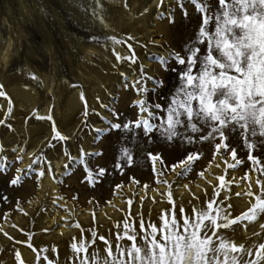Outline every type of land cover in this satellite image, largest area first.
<instances>
[{"label": "rangeland", "instance_id": "1", "mask_svg": "<svg viewBox=\"0 0 264 264\" xmlns=\"http://www.w3.org/2000/svg\"><path fill=\"white\" fill-rule=\"evenodd\" d=\"M196 2L204 0H0V85L6 93L0 96V264H12L13 260L18 264H59L57 258L68 247L77 258L75 264H105V259L100 261L94 253L101 235L111 250L110 260L112 256L127 260L124 250L143 239L129 240L128 236L151 233L150 225H155L158 238L159 233L164 234L160 217L170 221L173 215L179 216L181 204L189 210V202L218 217L221 227L208 233L217 242L223 238L251 250L239 254L241 264L264 262L255 254L264 243V227H258L264 212L256 213L259 222L254 225L244 215L258 197L264 199L262 184L257 183L264 182V136L259 124L250 120L244 129L231 122L235 131L227 142L236 151L232 156L230 151L220 152L209 142H201L187 126L186 112L180 106L185 92L179 90L194 89L186 79L181 80L186 66L169 54L181 52L185 44L198 47V57L208 51L209 37L196 39L205 16L197 10ZM208 2L212 5L209 12L219 8L218 0ZM207 30L214 36V20ZM111 37L127 43H115ZM213 54L220 55L215 50ZM199 73L197 59L192 75L198 77ZM157 79L163 83L156 84ZM14 88H32L36 101L25 106L15 98ZM71 101L80 107L65 114ZM145 101L142 111L141 102ZM156 104L160 108H155ZM169 105L180 113L182 121L171 141L165 131ZM191 106L198 108L199 100L193 99ZM142 119L154 125L147 134L143 123H136ZM113 123L121 127L112 128ZM56 132L67 139H58ZM30 146L36 148L25 163L24 154ZM56 150L65 158L63 171L52 163L51 154ZM192 152L197 159L183 171L179 161ZM148 153H160L164 166ZM249 156H255L256 162ZM43 166L57 182L56 198L46 219L57 215L66 219L55 220L47 229L37 225L46 206L29 212L41 189ZM101 168L105 169L103 176ZM220 176L225 179L221 181ZM14 179L16 184L11 183ZM236 184L241 187L234 193H240L234 195L238 207L224 193L228 185ZM128 189L134 193L129 195ZM196 190L201 191L200 196ZM143 191L138 212L134 210L138 206L135 196ZM213 191L217 195L213 196ZM179 195L189 196L183 200ZM146 203L150 207L145 208ZM100 215L104 224H99ZM24 216L26 222L22 223ZM236 216L242 219L236 221ZM85 217L92 220L85 221ZM185 218L187 211L179 216L178 224ZM61 226L70 234L64 236L62 231L59 238L50 239ZM178 230L183 232L182 226ZM126 240L129 245L123 248L121 243ZM21 248L34 258L25 261Z\"/></svg>", "mask_w": 264, "mask_h": 264}, {"label": "snow or ice", "instance_id": "2", "mask_svg": "<svg viewBox=\"0 0 264 264\" xmlns=\"http://www.w3.org/2000/svg\"><path fill=\"white\" fill-rule=\"evenodd\" d=\"M218 5L217 10L209 12L212 5L208 0H204L203 3L196 2L197 10L205 12L196 39L209 37L207 54L198 57L199 48L185 44L181 52L173 51L169 55L174 57L176 63L186 66L185 70L180 73L181 80L186 79V84L193 86L194 89L181 88L179 90L185 92V101L180 106L186 112L187 126L193 133L198 134L201 142L207 141L212 144L214 150L230 151L232 156H236L235 149L231 148L227 142L231 132L235 131L230 127L231 122L240 124L246 129L248 122L254 121L259 124L260 135L264 136V0H231V3L227 0H218ZM212 20L215 21L214 36L210 35L207 30V25ZM111 39L115 43H127V41H118L115 37ZM130 39L135 38L130 37ZM213 39L215 40L214 46ZM128 46L132 47L131 44ZM214 50L220 55L214 56ZM117 59H123V57L117 55ZM197 59L200 61L198 77L192 75ZM161 61L167 63L164 57H161ZM196 80L199 81L198 84H194ZM155 83L162 84L163 81L157 79ZM2 87L0 85V96H5L6 93ZM214 96L217 97L215 101ZM81 99H84L83 94H81ZM193 99L199 100L198 108L191 106ZM144 103L146 101L141 102L142 111ZM154 107L158 109L160 105L156 104ZM168 113L165 131L171 141L178 135L176 125L181 124L182 121L179 118L180 113L171 105L168 107ZM149 115L152 114L149 113ZM85 117L87 118V112H85ZM0 123L3 122L0 121ZM136 123H143L145 134L152 131L154 127L149 124L148 119L137 120ZM111 127L119 128L121 125L113 123ZM123 127L127 128L128 124L125 123ZM56 136L61 140L67 139L59 132H56ZM148 156L153 161L159 160L161 167L164 166L160 153L155 155L148 153ZM196 159V153L192 152L185 159H181L179 164L183 166V171H187ZM248 159L254 163L257 160L255 156H249ZM129 163H131V158H129ZM116 166L120 167L119 164ZM99 171L103 176L105 169L101 168ZM154 171L158 170L154 168ZM183 171L179 174L183 175ZM219 179L223 181L225 178L220 176ZM11 183L16 184L17 181L14 179ZM209 183L212 182L209 181ZM257 183L262 184L260 191L264 192V182L257 180ZM212 195H217V193L213 191ZM221 195L224 194L221 193ZM236 195L239 196L240 193ZM172 199L170 193L169 200ZM186 211L187 218L178 224L179 216L185 215ZM258 211L264 212V199L259 197L257 203H254L244 215L251 220ZM194 212L196 213L195 219H193ZM179 216L173 215L170 221L165 216L160 217L164 222L162 238H157L155 225H150L153 228L151 233H137L135 236L128 237L129 240H135L137 236H142L143 239L140 244L133 243L131 247L124 250L127 260L112 256L111 264H241L239 254L244 251L251 252V250H246L243 244L230 243L223 238L217 242L212 235H208L221 227L218 217L210 216L206 210L193 207L191 202H189V210H186L183 204L180 205ZM224 218L228 219L227 216ZM240 219L242 216L235 217L236 221ZM181 226L183 232L178 230ZM227 226V224L224 225V227ZM140 227H144L143 222ZM99 239L105 241L103 235ZM75 247L76 245H73V248ZM261 250H264V243H261L256 250L257 260L264 258V252ZM16 255L18 257L19 253ZM109 255H111V250H109ZM221 256L223 259L220 258ZM105 264H109L107 259ZM243 264H257V261H243Z\"/></svg>", "mask_w": 264, "mask_h": 264}, {"label": "bare ground", "instance_id": "3", "mask_svg": "<svg viewBox=\"0 0 264 264\" xmlns=\"http://www.w3.org/2000/svg\"><path fill=\"white\" fill-rule=\"evenodd\" d=\"M155 2V1H154ZM81 7H82V5H81ZM153 8H154V5H153ZM149 9H151V7L149 8ZM148 30V29H147ZM8 46H10V43H9V45ZM7 57V51L4 53V55H3V58L5 59ZM99 69V68H98ZM101 72V71H100ZM104 72V71H103ZM102 74V73H101ZM106 76V75H105ZM107 82V81H106ZM19 87V86H18ZM17 87V88H18ZM21 87V86H20ZM25 87V86H24ZM23 87V88H24ZM15 90H16V88H14ZM13 89V90H14ZM36 91V90H35ZM13 92V91H12ZM15 92V98L18 100V101H23V102H25L27 105H25V106H30V105H32V102H34V101H36V100H34L35 98H36V94H35V92H34V90L32 89V88H28V89H22V88H20V89H18V90H16V91H14ZM14 95V94H13ZM78 95V94H77ZM77 97V96H76ZM78 98V97H77ZM76 99V98H75ZM74 100V99H73ZM68 102H69V100H68ZM72 102V101H71ZM77 102V101H76ZM75 101L74 102H72L71 104H70V106L68 107L67 106V108H68V110L66 111V113L65 114H70V113H72L71 111H74V110H78V107H80L79 106V104L78 103H76ZM80 102V101H79ZM95 102V101H94ZM2 105H4V104H2ZM68 105H69V103H68ZM3 107H5V105L3 106ZM73 114V113H72ZM71 116V115H70ZM24 131V130H23ZM91 138V137H90ZM88 139V142L86 143V145H88L87 146V148L89 147V144H90V140L91 139ZM35 144V143H34ZM33 144V145H34ZM38 144V143H37ZM37 146V145H36ZM36 146L35 147H33V146H30V147H28L27 149H26V153L24 154V161H25V163H28L30 160H31V154H32V152H34L35 151V148H36ZM90 148V147H89ZM20 149H22V148H20ZM56 151H58V152H56V153H52L51 154V158H52V163H53V165H54V167L56 168V169H58L59 171H63L65 168H66V166H67V164H66V162H65V158L63 157V155H62V153H60L59 152V150H56ZM221 159V158H220ZM37 166H39V164H37ZM42 169H43V173H42V178H41V189H40V191L38 192V195H37V198L35 199V201H34V203L31 205L32 207L34 206V208L32 209V210H30L29 212H31V214L32 213H34V211L38 208H40L41 206H46L45 207V211H41V213H40V215H39V218H38V223H37V225H38V227L39 228H41V229H47L48 227H50L53 223H54V221L55 220H57V221H59V222H63V221H66V219H65V217L63 216V215H60V216H56L55 218H53V219H46L47 217H48V215H47V213H48V211L51 209V207H52V203H53V201H54V198H56V195H55V193L57 192V182H56V180H54V178L51 176V174H50V172H49V170L47 169V168H45L44 166L42 167ZM58 171V172H59ZM208 177V176H207ZM254 180V179H253ZM253 183H254V181H253ZM216 185V184H215ZM131 187H133V185L131 186ZM255 188V187H254ZM129 190V189H128ZM238 190H241V187L239 186V187H237V184H236V186H234V185H228L227 186V188L225 189V195L228 197V200L230 199L232 202H234L235 204L238 202V201H236V199H235V192L236 191H238ZM132 193H134L133 192V190L132 189H130L129 191H128V194L130 195V194H132ZM143 193H144V191L143 192H141V194H140V196L138 197L137 195L135 196L136 197V200L138 201V206L136 205L135 206V208H134V210H138V212H139V204L141 205L142 204V200H141V198H142V195H143ZM195 193H197V194H199V196H200V193H201V191L200 190H196V192ZM186 194V193H185ZM139 195V194H138ZM177 195H178V193H177ZM176 195V196H177ZM205 195V194H204ZM235 195V196H234ZM189 196V195H188ZM188 196H182V195H179V198L181 197L183 200L184 199H187L188 198ZM197 196V195H196ZM199 200V199H198ZM208 201V200H207ZM210 201V200H209ZM252 201V200H251ZM117 202L118 203H120V200L119 199H117ZM240 202V201H239ZM147 204V203H146ZM143 205V206H145V208H148V206H149V204H147V205ZM151 204V203H150ZM203 204H205V203H203ZM125 207H127L128 206V203H124L123 204ZM237 205V204H236ZM239 205V204H238ZM238 205H237V207H238ZM247 205V204H246ZM245 205V206H246ZM249 205V204H248ZM150 207V206H149ZM219 207V206H218ZM36 208V209H35ZM186 208V207H185ZM245 208V207H244ZM37 209V210H38ZM42 209V208H41ZM40 209V210H41ZM150 209V208H149ZM241 209V208H240ZM109 211H111V209L109 210ZM144 211V210H143ZM113 214H114V212H113ZM196 214V213H195ZM81 218H82V220H83V216L81 215L80 216ZM86 219H85V221H90V220H92V217L91 218H87V217H85ZM26 217L24 216V218L22 219V223H24V222H26ZM68 221V223H69V220H67ZM250 222H251V224H253L254 225V223H257V222H259V218H258V215L256 214L254 217H253V219H251V220H249ZM105 223V219H104V217H102V215H100V218H99V224H104ZM258 224V223H257ZM260 224V225H259ZM258 224V227H260V226H262V225H264V221L263 222H260ZM256 225V224H255ZM258 227H256V228H258ZM249 228V227H248ZM65 229H66V226H61L58 230H55V232L51 235V237H49L50 239L51 238H59L60 237V233L63 231V233L65 234H63L64 236H66V235H69L70 233H66L65 232ZM244 232L245 231H247L246 229H245V226H244ZM250 230H252L253 228L251 227V225H250V228H249ZM68 232V231H67ZM72 232H74V231H72ZM248 232V231H247ZM62 235V236H63ZM162 234L161 233H159V237L158 238H162ZM44 237V236H43ZM129 237V236H128ZM40 239H42V238H40ZM63 239V238H62ZM113 240H110V242H111V244L113 245V243L114 242H112ZM127 241V242H126ZM126 241H123L122 243H121V245L123 246V248L125 247V245H129L128 243V240H126ZM119 242V241H118ZM239 242H240V240H239ZM40 243H43V240H40ZM46 243V242H45ZM45 243H44V245H45ZM125 243H127V244H125ZM136 244H139V242H137ZM107 245H108V243L106 242H103V241H99V240H97V243H96V246H95V249L94 250H96V251H94V253H96V255H97V257L99 258V260L101 261V260H103V259H107L108 261H109V264H111V260L109 259V250L107 249ZM114 245H115V243H114ZM116 246V245H115ZM114 246V247H115ZM113 247V248H114ZM69 248V247H68ZM68 248H67V250L65 249V251L62 253L61 252V254L59 255V257L57 258V260H58V263L59 264H75V262H76V259L77 258H75L74 256H73V254L68 250ZM128 248V247H127ZM115 249H116V247H115ZM21 250V253H22V257H23V259L25 260V261H31L33 258H34V255L32 254V253H30V252H28L26 249H24V248H21L20 249ZM92 258H93V256H92ZM221 259H223V256H221L220 257ZM94 259V258H93ZM112 259V258H111ZM87 260V259H86ZM88 261V260H87ZM89 262V261H88ZM85 263V262H84ZM12 264H18L17 262H16V260H13V262H12ZM97 264V263H96ZM257 264H264V262H263V260H262V262H259V263H257Z\"/></svg>", "mask_w": 264, "mask_h": 264}]
</instances>
